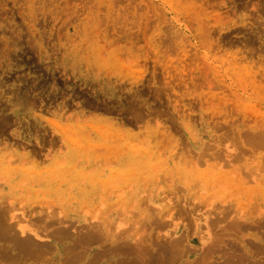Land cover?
Wrapping results in <instances>:
<instances>
[{
    "label": "rangeland",
    "instance_id": "rangeland-1",
    "mask_svg": "<svg viewBox=\"0 0 264 264\" xmlns=\"http://www.w3.org/2000/svg\"><path fill=\"white\" fill-rule=\"evenodd\" d=\"M0 213V264H264V0H0Z\"/></svg>",
    "mask_w": 264,
    "mask_h": 264
},
{
    "label": "bare ground",
    "instance_id": "bare-ground-1",
    "mask_svg": "<svg viewBox=\"0 0 264 264\" xmlns=\"http://www.w3.org/2000/svg\"><path fill=\"white\" fill-rule=\"evenodd\" d=\"M3 211H4V210H3ZM3 211H1V213H2ZM4 212H5V211H4ZM1 213H0V233L3 232V234H1V235L4 236V235H7V233L4 234V232H9L8 227H5V226L3 225V221H4V220H3V217H5V216L7 215V214H6L7 212H5V214H4L5 216H3V214H1ZM242 213H243V212H242ZM9 218H10V217H9ZM10 226H11V225H10ZM95 233H96V232H95ZM92 236H93V235H92ZM92 236L90 235V237H88L89 241H92L91 239H92V238H95V240L93 239L92 242H94V241L97 242L98 240L96 239V237H92ZM0 238H2V236H1ZM90 238H91V239H90ZM2 239H3V238H2ZM11 239H12V240L15 239V236H14V238H11ZM26 241H27V240H26ZM86 242H87V240H86ZM87 243H88V242H87ZM99 243H100V242H99ZM89 244H90V243H89ZM30 245H32V243L29 244V246H27L26 244H23L22 246H23V249H24V248H28L27 251H30V250H29V249H30V248H29ZM31 247H32V246H31ZM21 248H22V247H21ZM162 248H163V247H162ZM164 249H165V248H164ZM32 251H33V250H32ZM35 252H36V251H35ZM169 252H170V251H169ZM209 252H210V249H209L208 253H209ZM171 254H172V253H171ZM174 254H176V253H174ZM174 254H173V255H174ZM206 254H207V253H206ZM166 255H168V254L166 253ZM30 257H31V256H30ZM167 257H169V256H166V258H167ZM166 258H165V259H166ZM173 258H174V256L171 257V259H173ZM175 258H176V257H175ZM171 259H170V260H171ZM150 260H153L152 257L150 258ZM154 260H155V259H154ZM154 260H153V261H154ZM166 260H167V259H166ZM162 261H163V260H162ZM151 263H153V262L151 261ZM164 263H165V262H164ZM142 264H143V263H142Z\"/></svg>",
    "mask_w": 264,
    "mask_h": 264
}]
</instances>
